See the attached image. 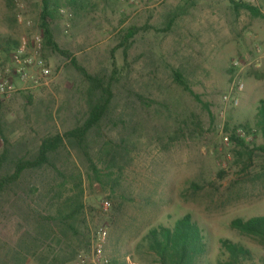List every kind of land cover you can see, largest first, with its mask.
Segmentation results:
<instances>
[{"label":"rangeland","instance_id":"374dc122","mask_svg":"<svg viewBox=\"0 0 264 264\" xmlns=\"http://www.w3.org/2000/svg\"><path fill=\"white\" fill-rule=\"evenodd\" d=\"M235 1L264 13V0ZM50 2L57 6L52 36L65 55L42 47V0H0V36L19 41L30 53L38 36L37 56L50 70L36 84L13 78L15 93L0 98L6 131L22 144L21 154L29 155L41 137L83 122L87 83L74 59L110 84L101 129L112 165L107 169L99 158L98 142L89 151L97 175L76 146L59 152V167L81 177L83 211L73 230L45 219L54 214L59 182L50 174L28 173L14 193L1 196L0 264H155L138 243L149 228L171 226L185 214L207 239L200 264L225 258L220 239L249 248L253 259L247 264H264V249L229 226L235 218L264 215V152L254 150L249 158L224 139L231 133L226 123L229 130L247 123L252 130L241 139L248 148L264 143L256 129L264 107V19L236 13L228 0ZM131 29L134 35L126 41ZM235 60L240 66L234 70ZM9 62L2 55L5 67ZM175 70L197 97L175 82ZM234 77L243 90L232 95L237 98L232 105L222 97ZM30 186L40 189L34 197ZM71 187L65 185L64 195ZM99 229L106 237L97 257Z\"/></svg>","mask_w":264,"mask_h":264},{"label":"trees","instance_id":"16d2710c","mask_svg":"<svg viewBox=\"0 0 264 264\" xmlns=\"http://www.w3.org/2000/svg\"><path fill=\"white\" fill-rule=\"evenodd\" d=\"M228 1L236 13L245 10L253 18L264 19V13L260 7L242 1ZM56 10L57 6H52L50 0H42L39 25L42 32L41 43L43 49L49 48L65 55L67 53L58 47L52 36L51 22L53 13ZM175 18L176 16L171 18L170 24ZM133 35L134 30H129L126 35V41ZM18 46L19 41L10 37L0 36V53L4 59ZM126 48L127 46L125 47V52ZM71 63L87 83L84 93L87 101L86 117L82 123L63 133L56 132L41 137L38 140L36 150L32 154H21L22 144L9 138L2 110V101L0 100V140L2 142L0 150V197L14 193L15 188H18L23 177L28 173L44 172L50 174L52 176L51 181L59 182L57 183L58 190L56 189V192L53 186L51 187L54 190L53 201H56L55 203H51L52 207L56 206L54 214L47 215L45 219H47V222L61 223L73 230V221L83 211L81 177L80 175L74 177L68 176L67 172L62 170L58 165V155L62 149L66 148L67 144L76 146L85 157L90 172L93 175H97L99 169L89 151L92 142H98L100 146L99 158L104 161L107 169L112 165L110 163L111 160H107L110 155L109 142L102 139L101 129L102 120L109 109L112 99V92L108 82L105 83L99 76L89 74L74 59H71ZM173 76L178 85L194 97H197L179 70H175ZM237 127H241L247 134L252 129L246 123L234 126L229 130L228 123L225 124V132L231 131L228 136L229 140L240 150L241 154L246 153L250 158L254 150L264 152V143L258 147L249 149L245 141L235 135L234 129ZM256 129L264 138V107L262 106L258 110ZM67 183H72V187L69 189L71 193L64 195V188ZM28 190L29 194L33 197L40 191L35 186H30ZM23 191L24 189H20L21 194ZM229 226L240 236L254 241L264 249V215L253 216L247 219L235 218L231 220ZM219 244L225 258L217 259L216 264H247V262L253 259L252 251L240 243L232 242L229 239H220ZM141 247L153 255L155 264H200L208 252L206 236L196 222L193 221L190 214L177 218L171 226L159 224L149 228L137 245V248Z\"/></svg>","mask_w":264,"mask_h":264},{"label":"built area","instance_id":"2783aa9c","mask_svg":"<svg viewBox=\"0 0 264 264\" xmlns=\"http://www.w3.org/2000/svg\"><path fill=\"white\" fill-rule=\"evenodd\" d=\"M34 52L30 53L25 50L24 45L18 46L9 55L10 66L6 67L2 64V55L0 53V98L8 99L16 91L13 78H17L21 82H28L30 79H34L33 83H37L38 79L41 77H47L50 70L45 66L44 60L37 56L40 50V38L38 36L34 37ZM240 66L239 61L232 62V68L235 70ZM35 73H39V77H35ZM243 90V83L234 77L229 91L223 95V102L231 103L232 105L237 104V98L232 96L235 93L241 92ZM236 136L240 138H247L246 133L242 128L235 130ZM228 141L229 137L224 138ZM108 206V202L105 203ZM97 242L94 246V252L97 257H100L103 250V242L106 237V231L104 229H99L97 231Z\"/></svg>","mask_w":264,"mask_h":264}]
</instances>
